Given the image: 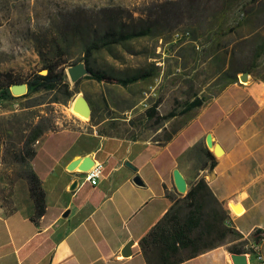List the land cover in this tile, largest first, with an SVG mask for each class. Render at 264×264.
Wrapping results in <instances>:
<instances>
[{"label": "rangeland", "instance_id": "rangeland-1", "mask_svg": "<svg viewBox=\"0 0 264 264\" xmlns=\"http://www.w3.org/2000/svg\"><path fill=\"white\" fill-rule=\"evenodd\" d=\"M143 28L150 29L149 35L95 50L90 64L120 78L144 72L150 74L147 78L127 86L100 82L90 73L78 82L71 80L68 68L85 63L88 44L107 31L124 34ZM177 31L190 35L176 39ZM260 48L264 50V0H0V75L11 72L29 80L35 73L46 74L47 64L62 60L70 81L53 90L31 91L25 83L26 92L13 94L10 88L12 96L0 102L4 162L24 167L14 169L16 178H28L34 171L30 163L51 165L71 142L94 146V125L104 120L112 134L163 145L204 105L181 114L187 102L196 96L207 102L214 96L208 93L220 92L236 74L239 83L248 82L240 75L253 68L264 77V64L252 65ZM77 95L90 104L88 120L71 109ZM172 111L175 117L169 116ZM37 124L51 128L28 146L27 137ZM194 132L181 133L172 148L186 144ZM206 148L219 157L206 143L192 148L191 164L182 165L188 189L209 160ZM30 149L34 155L19 161ZM171 153L164 150L159 158L167 162ZM176 193V200L186 195ZM183 205L179 207L185 212ZM214 207L208 199L206 212Z\"/></svg>", "mask_w": 264, "mask_h": 264}, {"label": "crops", "instance_id": "crops-1", "mask_svg": "<svg viewBox=\"0 0 264 264\" xmlns=\"http://www.w3.org/2000/svg\"><path fill=\"white\" fill-rule=\"evenodd\" d=\"M261 52L252 65L264 64V50L255 54ZM248 72V82L235 79L208 93L214 96L163 145L112 134L104 120L94 125V146L71 142L51 165L30 163L46 192L40 218L29 179H17L14 172L24 167H8L5 147L0 150V264H147L139 241L176 200L174 170L189 181L182 165L191 164L189 152L205 144L208 133L224 153L213 168L205 161L199 178L206 179L239 235L180 264H234L232 254L246 255V264H264V77L254 68ZM194 129L186 144L172 148L181 133ZM167 149L172 153L165 162L159 156ZM84 157L104 164L96 186L68 169ZM137 176L142 185L134 181Z\"/></svg>", "mask_w": 264, "mask_h": 264}, {"label": "trees", "instance_id": "trees-1", "mask_svg": "<svg viewBox=\"0 0 264 264\" xmlns=\"http://www.w3.org/2000/svg\"><path fill=\"white\" fill-rule=\"evenodd\" d=\"M149 33V28L124 34L107 31L101 39L88 44L83 60L92 78L100 82L124 86L147 78L150 74L145 72L125 78L116 77L107 72L92 68L90 62L95 50L103 49L109 44L120 43L135 37L147 36ZM261 55L262 52L256 54V59ZM63 63L62 60H56L53 63L47 64L45 66V69L48 71L46 74L35 73L29 80L16 77L11 72L3 73L0 75V99L12 96L10 88L14 84L27 83L31 91L53 90L60 86H69L70 81L65 71L66 67L62 66ZM255 63L253 66H256ZM236 80H238L237 77ZM204 102V98L196 96L193 100L186 103L180 113H190L195 108L202 106ZM149 112L152 115L153 111ZM176 115L175 111L169 114L170 117H175ZM164 118L166 117H161L160 119ZM49 128H51V125L37 124L30 131L26 145L30 146L39 140ZM178 131L169 134L165 139V143L171 141ZM205 154L211 160V168H213L216 165L215 155L207 148L205 149ZM33 155L34 151L30 149L24 156L18 157V160L26 162ZM28 179L31 197L34 199L36 206L35 218H40L46 213V192L36 172L29 171ZM208 199L215 204L210 213H207L205 210ZM180 202L184 203L183 208H185V212L179 207ZM227 219L228 214L226 210L213 194L206 179L203 177L199 178L194 185L190 186L186 195L180 200H175L164 216L141 238L139 245L142 255L147 264H180L185 262L207 250L223 245L230 234L236 233L237 236L239 235L236 229L228 225ZM234 252L240 253L241 251L234 250Z\"/></svg>", "mask_w": 264, "mask_h": 264}, {"label": "water", "instance_id": "water-1", "mask_svg": "<svg viewBox=\"0 0 264 264\" xmlns=\"http://www.w3.org/2000/svg\"><path fill=\"white\" fill-rule=\"evenodd\" d=\"M68 73H69L71 80L74 82H77L85 74L89 73V70H88L86 63H77V64L71 65L68 68ZM249 75H250V73L248 71L242 72L240 75V80L243 82L248 81ZM23 87H25V91L20 90V88H23ZM11 89H12L13 94H16V93L21 92V91L26 92L27 85L25 83L14 84L11 86ZM88 106H89V114L91 116L92 110H91L90 104L84 96L82 99H79L75 105L76 109L84 110V111L88 110ZM205 142H206V145L208 148H210L213 145H216L211 133L207 134ZM217 145L218 146L216 147V150L218 153H220V151H223V149H222L221 145H219V144H217ZM94 162H95L94 159L91 157H84V158L75 159L74 161H72L68 165V169L74 170L75 168L78 167L81 170H88L94 164ZM127 165L136 169V167L133 164H131L130 162H127ZM134 181L137 184H140V185L143 184V181L140 179L139 176H137L134 179ZM174 183H175L176 189L180 193H187L188 192V190H189L188 189V182L179 169L174 170ZM76 185H77V182L73 183L72 189H74L76 187ZM232 260H233L234 264H246V255H244V254H232Z\"/></svg>", "mask_w": 264, "mask_h": 264}, {"label": "built area", "instance_id": "built-area-1", "mask_svg": "<svg viewBox=\"0 0 264 264\" xmlns=\"http://www.w3.org/2000/svg\"><path fill=\"white\" fill-rule=\"evenodd\" d=\"M190 33H188V31H177L175 34L176 39H181L183 37H189ZM2 99H0L1 102ZM19 104L15 103V106L17 107ZM5 144L4 142L1 140L0 141V150L2 151V149H4ZM94 164L88 169V170H81L78 167L75 168V170L78 171V173L80 175H82V177L84 178V182H88L93 186L98 185L103 173H104V164L102 162L96 161L94 160ZM256 249L258 250V248L256 247ZM258 252V257L259 258H263L262 255Z\"/></svg>", "mask_w": 264, "mask_h": 264}, {"label": "bare ground", "instance_id": "bare-ground-1", "mask_svg": "<svg viewBox=\"0 0 264 264\" xmlns=\"http://www.w3.org/2000/svg\"><path fill=\"white\" fill-rule=\"evenodd\" d=\"M189 33V32H188ZM20 90L22 91H25V87L23 88H20ZM83 98V95H77L74 100H73V103H72V111L73 113L78 116L79 118L83 119V120H88L89 117H90V114H89V106H88V110L87 111H84V110H79V109H76L75 105H76V102L79 100V99H82ZM215 141V140H214ZM217 143L216 145H213L211 146L210 148L217 154V156H222L224 151H220V153L217 152L216 150V147H217Z\"/></svg>", "mask_w": 264, "mask_h": 264}]
</instances>
